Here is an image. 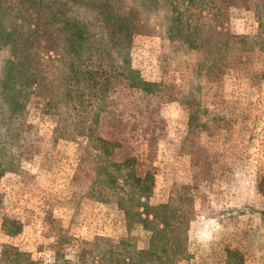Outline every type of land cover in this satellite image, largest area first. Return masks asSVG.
<instances>
[{
	"label": "rangeland",
	"instance_id": "rangeland-1",
	"mask_svg": "<svg viewBox=\"0 0 264 264\" xmlns=\"http://www.w3.org/2000/svg\"><path fill=\"white\" fill-rule=\"evenodd\" d=\"M164 15L150 13L149 30L130 50L132 68L159 83L162 95L148 101L139 92L112 91L122 114L102 115L99 132L122 144L121 157H137L138 176L151 171L150 206L166 203L175 189L191 197L186 256L174 264H264V197L257 191L264 176V52L242 42L257 36L256 16L242 7L223 10L226 51L208 89L196 54L172 52L162 30H152ZM190 93L196 101L188 107ZM189 111L193 126H201L192 133ZM27 123L19 151L28 160L0 181V264L18 263L12 249L26 255L22 264H101L98 238L129 239L133 248L146 249L148 232L128 230L115 208L86 200L96 155L88 141H55L52 119L36 107ZM15 227L16 235H6Z\"/></svg>",
	"mask_w": 264,
	"mask_h": 264
},
{
	"label": "trees",
	"instance_id": "trees-1",
	"mask_svg": "<svg viewBox=\"0 0 264 264\" xmlns=\"http://www.w3.org/2000/svg\"><path fill=\"white\" fill-rule=\"evenodd\" d=\"M230 7L254 12L258 34L242 42L264 52V0H139L138 5L128 0H0V53L5 55L0 61V181L28 160L20 143L30 129L27 112L36 107L52 119L55 141L84 138L96 153L86 200L106 203L122 214L128 230L141 227L150 235L144 250L133 248L129 239H96L100 263L174 264L185 257L191 197L175 189L164 204L146 203L153 174L148 170L138 176L137 157H121L122 144L104 138L99 123L102 115L122 114L121 105L110 98L112 91L139 92L148 101L162 95L161 85L144 80L130 61L135 38L150 28V13L165 12L152 30H162L172 52L196 54L209 89L225 56L222 13ZM189 96L188 107L196 101ZM194 115L189 111L190 133L201 127L193 126ZM257 191L264 197V176ZM17 233L15 227L6 235ZM104 245L108 251L100 248ZM12 251L16 264H22L26 255Z\"/></svg>",
	"mask_w": 264,
	"mask_h": 264
}]
</instances>
